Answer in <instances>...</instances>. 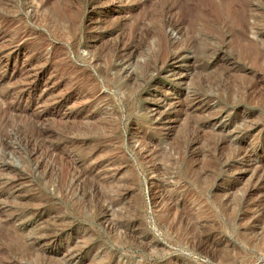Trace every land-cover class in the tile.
Here are the masks:
<instances>
[{"label": "rangeland", "instance_id": "rangeland-1", "mask_svg": "<svg viewBox=\"0 0 264 264\" xmlns=\"http://www.w3.org/2000/svg\"><path fill=\"white\" fill-rule=\"evenodd\" d=\"M241 1L0 0V264H264V0Z\"/></svg>", "mask_w": 264, "mask_h": 264}, {"label": "bare ground", "instance_id": "bare-ground-1", "mask_svg": "<svg viewBox=\"0 0 264 264\" xmlns=\"http://www.w3.org/2000/svg\"><path fill=\"white\" fill-rule=\"evenodd\" d=\"M242 1H245V0H242ZM241 1V2H242ZM228 2V1H227ZM240 2V3H241ZM224 3V2H223ZM223 3H220V4H217V5H219L218 7H219V10H218V7H217V10L218 11H221V13H222V15H224V14H226L225 16H227V18H231V20H232V22H233V24H235L236 26H238V27H241V30L242 29H244V31L245 30H247L246 29V27H248L247 25L245 26V23H246V19H245V15H243V14H245L244 12H242L241 11V13L240 12H238V11H232L231 9L233 8H231V6H229L228 4H223ZM229 3V2H228ZM244 3H247V1H245ZM249 5V4H248ZM240 6H242L241 8H244L245 9V12H246V6H245V4H240ZM242 10V9H241ZM243 13V14H242ZM220 14V13H219ZM176 26V25H175ZM232 27V26H231ZM176 28V27H175ZM248 55V54H247ZM251 55V54H250ZM252 56H253V54H252ZM253 60H254V62H255V59L256 58H252ZM259 59V58H258ZM257 59V60H258ZM252 61V60H251ZM256 63V62H255ZM254 63V64H255ZM253 64V63H252ZM253 64V65H254ZM259 64V63H258ZM257 65V64H256ZM231 90L229 89V90H227V95L229 96V97H231V92H230ZM233 93V92H232ZM233 96V95H232ZM186 146H188V144H186ZM211 161V160H210ZM210 163V162H209ZM181 175V174H180ZM169 209V208H168ZM168 216H169V214H168ZM167 216V217H168ZM180 220V219H179ZM182 221H180V223H181ZM167 223V222H166ZM173 223V222H172ZM180 225V224H179ZM3 226V225H2ZM177 226V225H176ZM185 226H186V224H185ZM7 228V227H6ZM187 229V228H186ZM0 231H2V228H1V230ZM4 231V230H3ZM5 232V231H4ZM182 232V231H181ZM7 233V232H6ZM8 234H10V233H8ZM8 234L6 235L8 238L7 239H10L11 237H12V235H10V238H9V236H8ZM182 235V234H181ZM2 236H3V233H2ZM1 237V236H0ZM4 238H5V236H4ZM16 238H18V237H16ZM19 238H20V236H19ZM6 239V238H5ZM179 239V238H178ZM182 239V238H181ZM4 240V239H3ZM14 240H15V238H14ZM14 240L12 241V242H14ZM4 241H6V240H4ZM16 241V240H15ZM17 241H18V239H17ZM9 242V241H8ZM11 242V243H12ZM23 242V241H22ZM199 243H200V245L203 243H201V241H198ZM182 243V242H181ZM185 243V242H184ZM5 244V243H4ZM8 244V243H7ZM6 244V245H7ZM9 245H10V243H9ZM17 245V244H16ZM20 245H21V242H20ZM19 245V246H20ZM204 245V244H203ZM18 246V245H17ZM17 246L15 247V248H17ZM187 246H188V243H187ZM12 248V247H11ZM189 248V247H188ZM201 248H202V246H201ZM17 249H20L21 250V247L20 248H17ZM18 251V250H17ZM206 251V250H205ZM0 253H1V251H0ZM214 253V252H213ZM203 254V253H202ZM215 254V253H214ZM2 255V254H1ZM218 255V254H217ZM217 255H216V258H217ZM7 259V258H6ZM8 260V259H7ZM214 262V261H213Z\"/></svg>", "mask_w": 264, "mask_h": 264}]
</instances>
